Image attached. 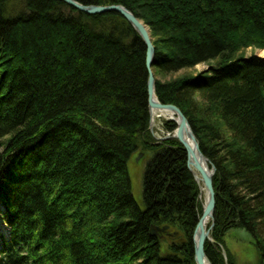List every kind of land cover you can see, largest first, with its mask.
I'll list each match as a JSON object with an SVG mask.
<instances>
[{
  "label": "trees",
  "instance_id": "obj_1",
  "mask_svg": "<svg viewBox=\"0 0 264 264\" xmlns=\"http://www.w3.org/2000/svg\"><path fill=\"white\" fill-rule=\"evenodd\" d=\"M76 1L135 13L151 30L156 79L214 64L157 79V96L184 112L216 166L213 238L243 229L264 263V59L241 55L264 50V0ZM146 55L118 13L0 0V214L10 229L0 264H196L199 184L181 143L149 130ZM140 152L152 154L143 207L128 171ZM166 226L168 242L152 235ZM205 251L227 264L215 243Z\"/></svg>",
  "mask_w": 264,
  "mask_h": 264
},
{
  "label": "water",
  "instance_id": "obj_2",
  "mask_svg": "<svg viewBox=\"0 0 264 264\" xmlns=\"http://www.w3.org/2000/svg\"><path fill=\"white\" fill-rule=\"evenodd\" d=\"M61 1L75 10H79L87 15H100L105 13H118L122 18L126 19L133 30L141 37L146 45V63L148 77V108L150 112V129L154 131V112H166L171 114L175 118V123L177 125L174 133L168 134L162 140H178L183 146L184 150L187 152V166L190 173H192L196 184H199V195L200 198L204 197V203L202 202V215L200 217L199 223L196 226L195 233L193 235V247H194V260L196 264H213L205 251V245L207 241L216 243L212 238L211 232L215 226L216 217V195L215 188L213 184V179L216 175V166L207 157L203 151H201L199 139H197L194 129L191 127L188 117L185 116L182 110L175 105H165L157 96V85L156 77L153 74L154 60L156 57L155 46L153 44V39L151 36V30L149 27L131 10L121 5H111V6H96L89 5L85 6L76 0H58ZM211 223L210 230L206 229V224ZM169 227L166 226L164 229L152 230V235L155 236L159 232L166 233ZM177 235V234H176ZM223 251L225 262L228 261L226 250L224 247L220 246Z\"/></svg>",
  "mask_w": 264,
  "mask_h": 264
},
{
  "label": "rangeland",
  "instance_id": "obj_3",
  "mask_svg": "<svg viewBox=\"0 0 264 264\" xmlns=\"http://www.w3.org/2000/svg\"><path fill=\"white\" fill-rule=\"evenodd\" d=\"M259 51H264V50L256 49V48H248V50L241 53V55H243L245 58L255 56L264 59V57L259 56ZM211 65L214 66V64L208 65L204 63L200 66L194 67L193 69H184L178 73H172L168 76L159 75L157 76V79L158 81L160 80L161 82L165 83V82L176 81L182 79L183 77H191L193 75L197 76L204 73L205 71H208ZM152 71L154 74L153 69ZM162 123H163L162 119H157L155 124L156 126L153 128L154 131L152 132V134L156 141H160L159 138L167 136L166 131L163 129ZM151 157L152 154L147 155L145 153L140 152V154L134 155L129 160L128 163L129 176H131V182L133 187V196L140 207H143L142 185L144 179V172L146 170L147 163L148 161H150ZM173 232L175 233V231H170L169 234H173ZM8 234H9L8 228L3 225L2 217L0 215V242L3 239H7ZM224 238L227 248L226 249L224 247V250H226L228 259L229 257H233V260L236 261L237 264H264L260 259V255L258 254L257 249L254 246V242L252 238H250V236L246 231H242L241 229L235 228L233 229V231L229 232L226 236H224ZM170 239H172L170 238V235H166L162 238L163 242H168ZM220 251L224 258L223 251L221 249ZM228 263L229 262L227 261V264Z\"/></svg>",
  "mask_w": 264,
  "mask_h": 264
},
{
  "label": "bare ground",
  "instance_id": "obj_4",
  "mask_svg": "<svg viewBox=\"0 0 264 264\" xmlns=\"http://www.w3.org/2000/svg\"><path fill=\"white\" fill-rule=\"evenodd\" d=\"M259 56H262V57H264V51H259ZM198 66H200V65H198ZM154 119H155V122H154V125L156 124V121H157V119H162V121H163V126H164V122L165 121H167V122H175V118L173 117V116H171V114H169V113H166V112H154ZM151 122V121H150ZM156 126V125H155ZM154 126V127H155ZM163 129H164V127H163ZM152 132V131H151ZM174 133V132H173ZM173 133H167V135L168 134H173ZM166 137V136H165ZM164 137H162V138H159V140L162 142V141H165V140H162ZM201 200H202V202L204 203V197H202V198H200ZM215 225H216V222H215ZM210 227H211V223L209 222V223H207L206 224V229L207 230H210ZM215 230V226H214V228H213V230H212V232L211 233H213V231ZM242 231H244L243 229H241ZM161 234H163V236H162V238L164 237V236H166L165 234L166 233H161ZM212 238H213V236H212ZM251 238V237H250ZM214 239V238H213ZM223 239H224V242L223 243H219V242H217L215 239V241H216V245L220 248V246H222V247H226V243H225V238L223 237ZM252 240H253V238H252ZM253 242H254V240H253Z\"/></svg>",
  "mask_w": 264,
  "mask_h": 264
}]
</instances>
